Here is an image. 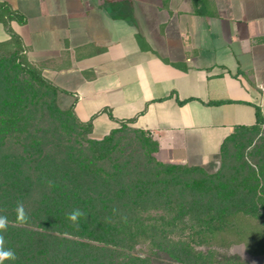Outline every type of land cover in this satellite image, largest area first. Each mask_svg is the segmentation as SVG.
Listing matches in <instances>:
<instances>
[{
  "label": "trees",
  "instance_id": "trees-1",
  "mask_svg": "<svg viewBox=\"0 0 264 264\" xmlns=\"http://www.w3.org/2000/svg\"><path fill=\"white\" fill-rule=\"evenodd\" d=\"M13 20L27 18L0 1L9 33L0 40V208L14 221L22 201L31 221L9 226L5 247L17 259L4 264H253L227 251L234 244L264 254L260 107L207 162L163 161L151 132L130 125L135 116L95 136L74 101L62 107L68 91L28 59ZM74 208L87 213L79 229L66 220Z\"/></svg>",
  "mask_w": 264,
  "mask_h": 264
},
{
  "label": "crops",
  "instance_id": "crops-1",
  "mask_svg": "<svg viewBox=\"0 0 264 264\" xmlns=\"http://www.w3.org/2000/svg\"><path fill=\"white\" fill-rule=\"evenodd\" d=\"M5 1L27 18L11 26L28 59L95 136L135 116L159 159L201 164L264 115V0Z\"/></svg>",
  "mask_w": 264,
  "mask_h": 264
},
{
  "label": "clouds",
  "instance_id": "clouds-1",
  "mask_svg": "<svg viewBox=\"0 0 264 264\" xmlns=\"http://www.w3.org/2000/svg\"><path fill=\"white\" fill-rule=\"evenodd\" d=\"M49 187L52 186V181L47 182ZM6 209L0 208V264H4L5 261H15L17 259L16 253L13 249L5 247L6 240L4 234L8 231L9 226L23 227L29 226L31 217L26 211L24 203L22 201H17L15 211V220L10 221L7 215L3 213ZM115 211V210H114ZM87 213L80 209L74 208L66 214V220L76 229H79L80 222L82 218L86 219ZM122 220H126V216L121 217ZM105 222H111V217H106ZM64 237H70L68 232L62 234Z\"/></svg>",
  "mask_w": 264,
  "mask_h": 264
},
{
  "label": "rangeland",
  "instance_id": "rangeland-1",
  "mask_svg": "<svg viewBox=\"0 0 264 264\" xmlns=\"http://www.w3.org/2000/svg\"><path fill=\"white\" fill-rule=\"evenodd\" d=\"M0 24H1V22H0ZM59 103L62 107H67L70 104V100L68 98L64 97L63 94L61 93L59 95ZM94 133L97 134V133H99V131L97 130ZM255 142H259L258 139H256ZM227 251L230 253L238 254L253 264H264V254H262V255H251L246 251L245 246L243 244H234L231 247H229Z\"/></svg>",
  "mask_w": 264,
  "mask_h": 264
}]
</instances>
